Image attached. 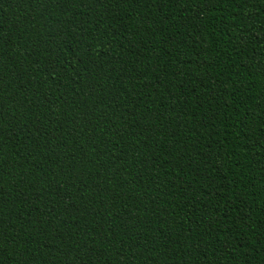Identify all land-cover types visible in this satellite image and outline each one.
Masks as SVG:
<instances>
[{
  "label": "trees",
  "instance_id": "1",
  "mask_svg": "<svg viewBox=\"0 0 264 264\" xmlns=\"http://www.w3.org/2000/svg\"><path fill=\"white\" fill-rule=\"evenodd\" d=\"M0 264H264V0H0Z\"/></svg>",
  "mask_w": 264,
  "mask_h": 264
}]
</instances>
